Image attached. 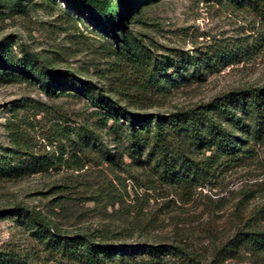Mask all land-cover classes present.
I'll return each instance as SVG.
<instances>
[{
	"label": "rangeland",
	"instance_id": "374dc122",
	"mask_svg": "<svg viewBox=\"0 0 264 264\" xmlns=\"http://www.w3.org/2000/svg\"><path fill=\"white\" fill-rule=\"evenodd\" d=\"M124 5L129 11L140 6L125 25L133 44L157 56L202 58V79L189 81L171 67L165 74H176L143 112L187 107L240 85L264 86V0ZM89 11L75 0H0V153L22 146L54 160L47 171L0 176V264H59L16 222L11 212L18 203L43 211L66 232L97 231L130 243L183 239L203 264H211L217 247L246 220L264 227V141L252 143L243 163L224 165L212 180L181 191L155 182L135 164L124 170L103 160L98 145L78 150L77 126L96 125L105 110L74 90L48 94L39 79L42 67L88 82L128 106V94L139 93L142 79L140 70L121 61L118 45ZM218 50L227 55L209 62L207 55ZM24 61L35 79L20 69ZM225 264H264V252L242 248Z\"/></svg>",
	"mask_w": 264,
	"mask_h": 264
},
{
	"label": "trees",
	"instance_id": "16d2710c",
	"mask_svg": "<svg viewBox=\"0 0 264 264\" xmlns=\"http://www.w3.org/2000/svg\"><path fill=\"white\" fill-rule=\"evenodd\" d=\"M127 1L75 0V4L80 7L83 2L90 8V15H98L118 45L121 61L133 72L136 69L142 72L139 93L128 94L131 106L118 104L88 82L74 80L48 66L42 67L39 79L48 94L74 90L87 95L93 106L105 110L96 125L77 126L74 143L78 150L98 145L103 160L124 170L135 164L151 172L155 182L177 191L196 188L212 180L220 167L243 163L254 151L252 143L264 141V86L240 85L187 107L153 114L143 112L147 104L154 105L153 97L165 88L167 78L176 74H165L171 67L189 81L202 79V58L194 54L181 58L157 56L146 45L133 44L125 25L140 6L129 11L124 5ZM244 1L230 0L239 5ZM251 2L259 5V0ZM225 55L218 50L212 56L207 55V59L211 62ZM19 67L36 78L28 62ZM105 137L111 142H106ZM53 161L48 154L18 146L0 153V176L47 171ZM11 213L16 222L39 239L49 258L59 264H203L200 255L183 239L168 244L130 243L97 231H62L43 211L23 203L16 204ZM242 248L264 252V227L256 226L253 218L217 247L211 264H225L228 256Z\"/></svg>",
	"mask_w": 264,
	"mask_h": 264
}]
</instances>
